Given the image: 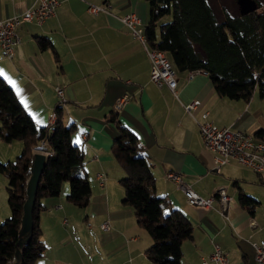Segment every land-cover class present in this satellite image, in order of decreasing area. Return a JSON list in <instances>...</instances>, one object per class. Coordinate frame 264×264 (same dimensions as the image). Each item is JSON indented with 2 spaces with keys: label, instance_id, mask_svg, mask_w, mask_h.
<instances>
[{
  "label": "crops",
  "instance_id": "obj_1",
  "mask_svg": "<svg viewBox=\"0 0 264 264\" xmlns=\"http://www.w3.org/2000/svg\"><path fill=\"white\" fill-rule=\"evenodd\" d=\"M62 19L50 17L41 25L22 23L15 34L20 44L12 59L0 48V78L13 90L37 129L52 126L56 108L62 110L64 127L73 126V146L83 155L79 171L89 182L91 195L85 208L69 203V185L63 183L58 197L41 200L40 242L44 248L35 264H147L145 251L150 236L137 224L131 208L123 206L124 178L113 159L111 147L119 137L112 121L133 133L154 179V196L163 198L170 210L191 226V239L181 245V264H202L218 245L228 264H256L252 242H264V173L256 174L229 162L216 169L215 155L205 149L199 124L231 128L255 138L264 130V98L255 94L248 102L230 101L215 92L208 76L192 78L177 73L175 94L149 80L150 63L141 43L121 19L135 14L144 28L148 23L145 0H57ZM37 0H0V21L23 14ZM88 5L105 7L96 15ZM39 38L49 47L41 50ZM63 91V101L55 90ZM128 101L119 113L113 108L122 96ZM192 101L199 107L191 114L183 109ZM19 141L0 139V165L21 154ZM43 158L44 154L35 153ZM181 176L202 198L220 189L230 197L224 220L218 210L189 207L183 193L167 181L165 173ZM103 177L99 181L98 176ZM7 179L0 174V225L10 216ZM253 200L242 206L239 197ZM107 222L110 229L103 231ZM18 257V255H17ZM12 264H19V257Z\"/></svg>",
  "mask_w": 264,
  "mask_h": 264
},
{
  "label": "trees",
  "instance_id": "obj_2",
  "mask_svg": "<svg viewBox=\"0 0 264 264\" xmlns=\"http://www.w3.org/2000/svg\"><path fill=\"white\" fill-rule=\"evenodd\" d=\"M254 1L257 10L241 16L238 8L234 14L217 10L211 0H145L149 13L146 42L150 49L163 52L177 73L206 74L220 97L248 102L256 92L264 98V0ZM165 18L169 21L161 23ZM38 46L43 50L49 43L39 38ZM62 113L56 108L53 125L37 129L13 90L0 78V139L23 145L14 162L0 165V174L7 179L10 211L0 225V264H12L17 255L19 264H35L42 256L40 202L58 197L63 183L69 185V203L79 208L89 203L90 185L79 173L83 155L72 145L74 128L63 126ZM115 118L112 121L119 137L112 144L111 154L125 175L120 181L123 206L132 209L137 224L152 240L145 251L147 264H181V245L191 239V226L177 211L170 210L164 216L168 203L154 196V179L140 155L138 141ZM255 138L264 142V130ZM37 152L44 154L45 163L26 230L22 225L23 205ZM239 201L242 206L253 204L243 196Z\"/></svg>",
  "mask_w": 264,
  "mask_h": 264
},
{
  "label": "built area",
  "instance_id": "obj_3",
  "mask_svg": "<svg viewBox=\"0 0 264 264\" xmlns=\"http://www.w3.org/2000/svg\"><path fill=\"white\" fill-rule=\"evenodd\" d=\"M87 2L88 0H81ZM37 6L32 10H26L23 14L0 21V48L7 59H12L14 49L20 44L19 38L15 34L16 28L22 23H35L41 25L50 17L57 21L62 19V9L57 0H37ZM105 7L88 5L87 11L96 15L104 11ZM121 22L131 35L137 39L143 46L144 52L150 63L149 80L156 87L166 86L175 94L177 86V72L168 60L166 55L158 50L150 49L144 35L145 28L141 20L135 14H128L121 19ZM199 72L187 73L189 78ZM57 97L63 101V91L59 88L55 90ZM128 101L127 96H122L114 105L113 112L119 113L122 106ZM198 101H192L184 106L185 112L191 114L199 107ZM204 121L199 124V131L205 149L215 155V165L218 169L221 165L234 162L236 165L248 169L256 174L264 173V142L257 141L251 135L244 132L235 131L231 128H218L212 123L206 121V114L202 115ZM54 121V115L51 117ZM44 147L45 143L42 142ZM167 181L172 182L176 189L180 190L189 207H198L202 209H213V203L218 201L221 209L217 212L224 219L228 220L226 215L227 206L231 201L224 190L220 189L209 198H202L195 193L188 185L183 183L181 176L173 171H168L164 175ZM99 181L103 177L98 176ZM103 231L110 229L109 224H101ZM253 261L256 264H264V242H252ZM202 264H228L227 254L221 250L218 245H213L212 253L202 259Z\"/></svg>",
  "mask_w": 264,
  "mask_h": 264
},
{
  "label": "water",
  "instance_id": "obj_4",
  "mask_svg": "<svg viewBox=\"0 0 264 264\" xmlns=\"http://www.w3.org/2000/svg\"><path fill=\"white\" fill-rule=\"evenodd\" d=\"M239 14L241 16L249 15L257 10V4L254 0H235ZM45 160L40 155H35L32 162L31 176L27 183L26 200L23 205L22 225L27 230L32 219V208L36 201L37 187L42 174Z\"/></svg>",
  "mask_w": 264,
  "mask_h": 264
},
{
  "label": "rangeland",
  "instance_id": "obj_5",
  "mask_svg": "<svg viewBox=\"0 0 264 264\" xmlns=\"http://www.w3.org/2000/svg\"><path fill=\"white\" fill-rule=\"evenodd\" d=\"M211 1H212L213 6L217 10L218 9H222V10H224L225 12H227L229 14H234V13L237 12V7L235 6V1L234 0H211ZM168 21H169V18H165V19H163V21H161V23H167ZM165 215L166 214L164 213V216Z\"/></svg>",
  "mask_w": 264,
  "mask_h": 264
},
{
  "label": "snow or ice",
  "instance_id": "obj_6",
  "mask_svg": "<svg viewBox=\"0 0 264 264\" xmlns=\"http://www.w3.org/2000/svg\"><path fill=\"white\" fill-rule=\"evenodd\" d=\"M0 75H2V73H0Z\"/></svg>",
  "mask_w": 264,
  "mask_h": 264
}]
</instances>
